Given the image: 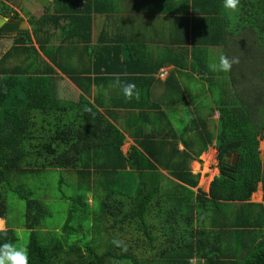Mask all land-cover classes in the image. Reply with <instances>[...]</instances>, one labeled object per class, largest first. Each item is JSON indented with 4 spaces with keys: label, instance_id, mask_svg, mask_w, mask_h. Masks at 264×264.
Segmentation results:
<instances>
[{
    "label": "trees",
    "instance_id": "16d2710c",
    "mask_svg": "<svg viewBox=\"0 0 264 264\" xmlns=\"http://www.w3.org/2000/svg\"><path fill=\"white\" fill-rule=\"evenodd\" d=\"M153 1L180 15L177 48L131 45V0H44L40 16L26 15L32 32L12 37L0 56V218L8 228L0 245H26L29 264H264V0H241L238 13L223 0H142ZM0 14L19 16L7 0H0ZM239 47L247 52L239 60L251 65L242 87L237 64L230 80L207 67L211 54L237 57ZM14 56L23 59L8 66ZM76 57L81 65L66 67ZM168 64L174 68L162 80L163 97L152 100L155 74ZM183 73L219 97L209 111L193 106L178 127L167 109L188 107ZM63 76L79 87L77 96L62 88ZM117 77L136 84L139 101L125 100ZM127 136L133 143L123 151ZM213 145L219 173L208 191L194 190L199 174L189 164ZM235 154L234 164L227 155ZM49 168L74 177L71 184L59 178L71 192L56 194L66 204L56 223L48 219V195H34L28 181ZM259 183L262 201L253 202ZM9 190L25 202L24 244L8 216Z\"/></svg>",
    "mask_w": 264,
    "mask_h": 264
},
{
    "label": "rangeland",
    "instance_id": "374dc122",
    "mask_svg": "<svg viewBox=\"0 0 264 264\" xmlns=\"http://www.w3.org/2000/svg\"><path fill=\"white\" fill-rule=\"evenodd\" d=\"M12 5V7H16L19 13H23V17L27 15V13H33V15H39L43 12L45 7L44 0H7ZM143 3V2H141ZM239 54L237 57L245 58L247 52H245L242 48H238ZM211 58H217V53L211 54ZM17 58L15 56L10 60L11 62L7 63L8 66H12L14 62L17 64ZM251 66L246 59L239 60L237 66L234 67V73L237 74V78L239 81V87L246 86L247 80L249 77V69ZM164 76V75H163ZM223 79L230 80V76L228 73H224ZM180 84L183 89L189 90V102L193 103V106L202 107L205 106L206 110L211 108L215 104V100L219 97V94L213 89L212 86L208 85L206 81H202L198 76L193 78H187V76L181 74L179 77ZM260 86H264V82H260ZM252 92H247L245 90L244 94L250 95ZM216 98V99H215ZM255 99V98H253ZM187 100V99H186ZM183 100V101H186ZM177 110L172 112V108L167 109L169 113L170 119L175 122V126L178 127L184 126L187 124L188 119L190 117V107H186L182 102L176 103ZM173 107V106H172ZM171 114H173L171 118ZM208 115L207 112H202L201 116L206 118ZM218 114L213 112L211 114L210 119L216 120ZM209 123V122H208ZM210 125L212 122L210 121ZM214 125V124H213ZM211 126V128L213 127ZM215 147L210 146L207 150L202 152L199 155V160H191L190 162V170L193 174H199L198 176V184L195 187L201 188L204 191H208L209 183L211 182L213 176L219 173L217 168V150ZM123 151L128 149L127 144L122 146ZM264 150V139L260 140L259 143V152L264 158L263 154ZM227 160L229 162H233L235 160V155H227ZM61 171V173H60ZM72 173L66 172L65 170H57L54 168H49L43 171L41 174L32 175L28 180L32 190L34 191V195H38L41 192H45L47 196V206L50 211V216L48 217L49 221L52 223L61 222L65 216L66 212V204L59 201L56 198V194L60 192H71L70 186L68 184H59V178L62 176L66 183L71 184L74 181V177ZM61 188V189H60ZM39 192V193H37ZM251 200H262V189L261 183L258 184V188L255 192L252 193ZM7 205H8V216L13 220L15 225V230L19 237V243L24 244L27 242L29 237V232L26 228L22 227L23 223V213L25 209V202L23 199L19 198L13 191L9 190L7 194ZM13 225V226H14ZM17 225H21L20 227L16 228ZM141 257V256H139Z\"/></svg>",
    "mask_w": 264,
    "mask_h": 264
},
{
    "label": "crops",
    "instance_id": "0c3cea01",
    "mask_svg": "<svg viewBox=\"0 0 264 264\" xmlns=\"http://www.w3.org/2000/svg\"><path fill=\"white\" fill-rule=\"evenodd\" d=\"M7 2H9V1H7ZM141 2H142V0H138V1L137 0H131V12H130V15H131V45L133 46L135 44H145V45H148L149 47L152 46L151 48L157 49L159 51L164 50V49H166V47H169L171 45H172L171 48H174V47L177 48L178 44L180 43L179 37H180V29L182 28V24L179 25L180 26V28L178 30L179 36L176 33L177 28H175V24L177 23V18L180 15L176 14L174 16L173 14L164 12L163 10H161L160 7H158L156 5V1H153V3L151 5H146V6L144 5V3H141ZM8 4H10V3H8ZM189 5H190V3H189ZM14 9L18 10L16 7H14ZM22 14L23 13H19L18 17L27 23V29H25V30H29L30 32H32L31 25L28 23L26 15L23 17ZM31 14H33V13H31ZM41 14L35 15V16L38 17ZM187 16L189 17L188 23H189L190 27H192V24H191L192 13L189 12ZM103 23H104V19H103ZM101 24H102L101 21L95 23L94 31H93V41H92L93 43H95L96 37L99 34V32L101 31V28H102ZM108 25H109V27L107 26L109 29L108 33L113 34L115 32V26H111L112 24H108ZM21 31H23V30H19L16 35L20 34ZM12 37H14V35H7V34L1 33V35H0V56L3 53L7 52V50L12 45V43H13ZM54 41L56 44L58 43V40L56 38L54 39ZM69 44L70 43L67 41L65 43L64 49L71 47V44L70 45ZM33 45L36 48H38V44L35 42L34 38H33ZM39 53L41 54V56L44 60H46L49 64H52L49 61V59H47L42 54L41 51H39ZM87 55H89L88 51L85 52V56H87ZM23 56L15 57L18 59L17 60L18 63L20 62L21 59H23ZM87 57L82 59L81 63L84 66H86V64L89 63V59ZM70 63L73 66H75L76 64L81 65V64H79L80 61L77 59V57L75 58V60H74V58L69 59L68 62L65 64L66 67H68ZM173 68H174L173 64L164 65V66L160 67L158 73L155 74V76L158 80L153 84L151 92H150V96H151L152 100H157V99L163 97L164 86L162 84V80H164L166 78V76L168 75V71L170 69H173ZM163 70H165L166 74L163 77H159L158 76L159 73ZM59 83L62 86V88L65 89V91L67 93L70 92L74 96H77L78 93L81 92L79 87L75 83H73L67 76H63V79L61 78ZM94 91H96V87L92 88V93H94ZM174 104H175L174 105L175 107L173 106L172 110L175 111V110H177V105H176V103H174ZM186 104L188 107L193 108V103L189 102V97H187ZM126 139H127V141L124 144H127V146L129 147V145L133 143V140H132V138H130L128 136L126 137ZM180 147H181V145H180ZM213 147H214V145H213ZM194 190H196V189L194 188ZM251 201L260 202L262 200H251ZM0 219H3V218H0ZM3 220H5V222H6V219H3Z\"/></svg>",
    "mask_w": 264,
    "mask_h": 264
},
{
    "label": "clouds",
    "instance_id": "9594fccd",
    "mask_svg": "<svg viewBox=\"0 0 264 264\" xmlns=\"http://www.w3.org/2000/svg\"><path fill=\"white\" fill-rule=\"evenodd\" d=\"M223 7L232 13H238L242 7L241 0H223ZM239 63V57H229L221 53L217 58H212L207 67L214 73H229L233 65ZM114 86L121 88L126 101L141 98L140 90L136 84L121 82L120 78L115 79ZM8 228L5 220L0 219V235L7 236ZM114 243H119L114 241ZM0 264H29V254L27 246H17L16 244L5 242L0 245Z\"/></svg>",
    "mask_w": 264,
    "mask_h": 264
},
{
    "label": "water",
    "instance_id": "95a60500",
    "mask_svg": "<svg viewBox=\"0 0 264 264\" xmlns=\"http://www.w3.org/2000/svg\"><path fill=\"white\" fill-rule=\"evenodd\" d=\"M27 29V23L19 17L9 18L8 16L0 14V33L7 35H16L19 30ZM261 161L264 162V158L261 154ZM238 154H235L234 164L236 163Z\"/></svg>",
    "mask_w": 264,
    "mask_h": 264
},
{
    "label": "built area",
    "instance_id": "2783aa9c",
    "mask_svg": "<svg viewBox=\"0 0 264 264\" xmlns=\"http://www.w3.org/2000/svg\"><path fill=\"white\" fill-rule=\"evenodd\" d=\"M166 74V72H165V70H163V71H161L160 73H159V77H163V75H165Z\"/></svg>",
    "mask_w": 264,
    "mask_h": 264
}]
</instances>
